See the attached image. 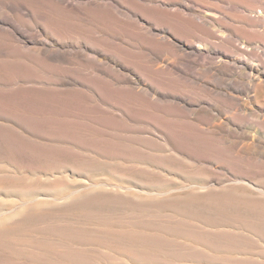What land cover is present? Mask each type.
<instances>
[{
  "label": "bare ground",
  "instance_id": "6f19581e",
  "mask_svg": "<svg viewBox=\"0 0 264 264\" xmlns=\"http://www.w3.org/2000/svg\"><path fill=\"white\" fill-rule=\"evenodd\" d=\"M35 3L87 22L94 11L110 16L112 32L101 33L116 46L126 31L142 39V66L155 78L116 57L95 61V83L186 121L153 131L117 120L101 139L69 119L40 129L51 153L36 165L41 175L0 168V264H264V0H16L11 11L32 19ZM2 13L0 30L24 27ZM83 45L41 52L82 58ZM66 76L65 87L90 82ZM103 168L115 181L88 177Z\"/></svg>",
  "mask_w": 264,
  "mask_h": 264
},
{
  "label": "rangeland",
  "instance_id": "374dc122",
  "mask_svg": "<svg viewBox=\"0 0 264 264\" xmlns=\"http://www.w3.org/2000/svg\"><path fill=\"white\" fill-rule=\"evenodd\" d=\"M15 1L16 0H8L6 3H3L2 6H0L3 10L1 16H5L8 19L10 18L11 21H14V19L21 20L24 24L23 28L19 27L16 31L13 29L0 30V168L5 166L8 169L17 168L20 172L27 175L28 177H31L32 175H36L38 173L41 175L42 173L40 170L37 171L36 165H43L47 161V159H49L48 156H51V153L43 146L41 142L42 140L39 138V132H41L40 129H42L43 127H49V124H52L53 120L56 119V121H62L63 124L66 125L68 119L75 120L76 122L78 121L77 123L84 126L81 127L82 132L86 133H81V136H89L98 139H101L103 137L108 138L100 131H107L109 125L118 123L117 120L127 127H133L134 129L146 128L153 131V124L167 122L164 121L166 119L169 122L186 121V118L182 116L181 113H179L176 109H169V111H174V115L173 113L172 115H169L168 113L171 112L167 111V107L158 108V106L153 104H151V106L150 102H148L145 97H139L140 95H136L134 93L130 94V92H128L127 94L126 92H122L121 90L119 92L117 86H113L111 84L106 83L105 86V84L103 83H95V78L99 75L97 68L94 65L95 61L97 66V62H107L109 60L115 59L116 57L123 60L124 62H127L131 66H134L135 64L137 67V71L140 70L138 73L141 74L139 75H143L141 77L144 80H146L145 78L147 75V77H149L150 79L155 78L151 70L148 71L144 66H142L143 58L142 56H140V52L138 51V40L141 41L142 39L131 36L129 35V32L127 33L126 31L124 33V38L127 40V43L116 46L112 41H110V39H108V37L101 33V31L109 33L112 32L113 21L111 20L110 16L102 12L94 11L91 13V20L87 22L82 20L81 18L68 15L59 10L52 11L44 4L35 3V13L32 16V19L20 18L17 14L11 11L12 7L10 4ZM14 32H17V35L19 37H26L27 39L25 40L19 38L14 34ZM76 41L83 42L84 45L81 46L79 50L82 51L83 57L86 58H80L76 55H68L66 58L62 59L57 58L56 56L58 55L56 53V55L54 54V56L47 58L48 55H46V52H41V48L46 49L47 52H53L57 49V47L55 48L54 46L55 43ZM44 43L47 44L44 45ZM105 66L106 68L108 67L107 65H104V67ZM110 71L111 70L109 69L108 72ZM66 75L71 77L75 76L78 78L81 77L80 79H83L84 83L90 81L91 84L89 82L87 86H85L86 84H84L80 86L77 85L78 87L75 86V88L65 87L61 85V79L63 77H67ZM91 77L94 79L93 82L90 80ZM92 84L94 86H91ZM55 85L57 87H55ZM61 86L63 88H61ZM93 87H95V89H93ZM108 87L109 89L117 88L118 90L115 89L116 91L113 92L112 90L114 89L105 90V88ZM96 88H100L102 91L104 90V93L100 89L98 90ZM52 90L54 92H52ZM22 92H24V94H21ZM98 92L99 94H97ZM109 92L112 93L110 94ZM115 92L117 93L114 94ZM105 93L107 97H105L106 100L104 99V97H101L105 96ZM118 95L121 97H117ZM118 98L120 99V101H117L119 100ZM124 98L127 101L123 100ZM241 98L244 102L247 103L246 106L248 108L256 110V107L253 105L252 101H249L246 96L243 95L241 96ZM115 102L118 104H116ZM227 103L230 105L229 102ZM163 109L167 111V114ZM112 111L115 113L114 115ZM241 111L242 110H239L240 114L243 113ZM108 112H112V114H108ZM68 113H70L71 115ZM153 114H156V116L154 117ZM158 114H160L159 117ZM178 114L180 115L178 116ZM8 115L10 116L7 117ZM76 116L79 117L77 118ZM110 117H115V120H110ZM145 117H147V119ZM166 117H168L169 119ZM151 118L153 120H156L157 118V120H152V123L150 122ZM63 119L66 120L65 123ZM102 120H104L105 122ZM56 121H54V123ZM85 126L91 128L86 129ZM12 133H14L15 135H13ZM9 135L12 136L9 137ZM4 139L6 140V142L4 141ZM176 142L178 145L189 144L187 142H184V140H178ZM30 144H34V147ZM98 144H100V146L104 149H107L108 147L105 142H101ZM28 150L31 151L28 152ZM18 153L21 154L18 155ZM60 156L64 160H75L70 154L68 155L66 153H60ZM8 161L9 163H7ZM247 168H249V166L243 167L244 170H246ZM88 177L94 181L107 178H109V180L111 181H115L114 178L108 173L106 168L90 172Z\"/></svg>",
  "mask_w": 264,
  "mask_h": 264
}]
</instances>
